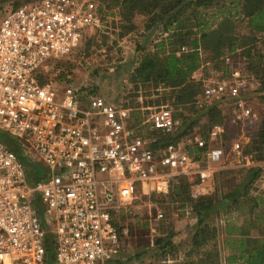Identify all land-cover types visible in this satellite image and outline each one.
<instances>
[{
    "label": "built area",
    "instance_id": "2783aa9c",
    "mask_svg": "<svg viewBox=\"0 0 264 264\" xmlns=\"http://www.w3.org/2000/svg\"><path fill=\"white\" fill-rule=\"evenodd\" d=\"M102 22L92 0L23 1L0 18V132L22 152L0 140V264H116L121 216L139 182L156 194L168 193L175 176L198 186L221 161L223 149L213 145L221 123L206 139L153 148L149 132L174 126L168 105L136 123L135 108L47 77L44 67L79 49ZM255 84L246 58L225 54L201 95L248 118ZM188 144L203 148L197 158ZM231 144L240 163H249L241 139Z\"/></svg>",
    "mask_w": 264,
    "mask_h": 264
},
{
    "label": "trees",
    "instance_id": "16d2710c",
    "mask_svg": "<svg viewBox=\"0 0 264 264\" xmlns=\"http://www.w3.org/2000/svg\"><path fill=\"white\" fill-rule=\"evenodd\" d=\"M97 1L104 5L101 10L103 20L106 13L112 14V11H118V16L123 20L121 27L124 32L133 29V17L135 14L142 13L147 16L145 21L147 28L160 29L161 27L162 32L166 34L158 44L160 48L145 53L131 73V79L136 83H149L156 91H159L158 86L168 90L162 96L158 95L155 104H166L171 108L174 126L167 132H149V135L155 138L151 144L153 148L180 142V139L191 133L194 122H190L183 112L177 110L179 108L188 109L191 114L198 115L199 118L206 117V132L200 134L204 139L213 124L221 123L223 115L219 101L211 102L210 100L207 103H199L198 107V97L202 93L203 81L202 78H196L194 73L199 68H203L207 61H213V68L221 69L222 57L225 54H231L235 59L238 55L246 58L247 70L254 76L257 83L249 98L260 99L264 108V35L262 37L255 35L258 32L264 33V0ZM20 3L15 2L12 8ZM208 9L216 10L213 22L208 16ZM242 22H245L249 33H242L238 29ZM182 47L185 49L182 50ZM55 79L62 82L65 76L60 74ZM168 92L171 105L166 103ZM122 105L128 106L125 102ZM137 122L139 121L136 120ZM228 138L223 133L219 140L213 142V145L226 151ZM0 140L13 149L14 141L9 142L1 136ZM185 149L195 158L203 151V148L192 144L185 145ZM262 151H264V116L251 144H246L243 148L245 154L253 152L260 154ZM261 155L258 158L263 160L264 154ZM25 162L30 164L27 160ZM262 172L261 166H250L241 182L226 193L215 191L196 197L190 195L188 188L191 183L186 177L172 178L169 195L177 196L182 201V205L187 203L196 217L191 247L196 252H202L197 262L193 261L189 264H205L204 262L210 258L212 260L215 258V264H219L221 258L220 249L217 247V229L208 222V217L218 216L222 209L232 211L243 201L248 200L252 201L249 206L250 214H253L256 209L259 211L255 214L256 216L250 215L251 218L247 222L242 220L237 232L235 229L227 230L224 241V249L227 253L223 259L226 264L237 262L264 264V191L249 196L251 191L258 188L257 183L263 177ZM181 193L184 198L180 197ZM122 229L120 227V231Z\"/></svg>",
    "mask_w": 264,
    "mask_h": 264
},
{
    "label": "rangeland",
    "instance_id": "374dc122",
    "mask_svg": "<svg viewBox=\"0 0 264 264\" xmlns=\"http://www.w3.org/2000/svg\"><path fill=\"white\" fill-rule=\"evenodd\" d=\"M18 1L31 0H0V18ZM92 1L97 5L99 11L103 10L104 5L97 0ZM207 12L213 22L216 10L208 9ZM146 19L145 14H135L132 19L133 29L124 32L121 27L123 20L118 16V11L114 10L112 14L106 13L101 27L95 32H90V37L88 36L82 42L79 49L68 56L52 60L44 67L43 71L51 79L60 74L64 75L65 79L62 82L78 88L85 96L98 95L115 103L125 102L128 106L135 108L133 116L140 122L147 118L153 108L158 106L155 104L158 95L162 96L168 91L162 89L161 86H158L157 90L159 91H156L149 83H136L131 79V73L142 56L160 48L158 44L166 35L162 32L161 27L160 29L158 27L147 28ZM238 29L242 33H249L245 22L240 23ZM255 35L262 37L264 33L258 32ZM213 66V61H207L203 68L200 66L201 68L194 73L195 77L202 78L203 83L215 78L222 68L215 69ZM255 85L257 86V84ZM166 96V103L171 105L170 93L168 92ZM198 98V107L199 103L210 102L202 95ZM218 103L223 115L221 124L225 135L229 137L227 149L223 151L213 177L198 186L190 181L191 185L188 191L193 197L211 194L215 191L226 193L241 182L248 167L259 165L263 168V177L257 183L258 188L249 193V196H254L264 191V159L258 158L264 154V151L260 154L257 152L247 153L249 163L243 165L237 154L231 150V142L233 139H241L243 147L246 144H251L264 116L263 103L260 99H252L254 116L248 118H238L233 114L229 105ZM146 107L151 108L148 110ZM177 110L183 112L190 122H194L191 133L180 139V144H186L193 135L206 132V117L199 118L198 115L191 114L188 109L184 108ZM179 122H181L180 119ZM0 136L9 142L14 141L12 136L6 135L4 132ZM12 148L22 157L18 145L15 144ZM36 165L39 168L44 167L40 162ZM26 168L30 169L27 164ZM138 186L140 191L137 193L136 199L121 216L120 225L123 229L116 264H189V262H197L201 258L202 251L196 252L191 247V236L196 228V217L190 206L187 203L182 205V201L175 195L154 193L145 182H139ZM180 197L184 198L183 193L180 194ZM258 202L260 203V200ZM250 204H252L250 200L243 201L232 211L222 209L218 216L210 215L208 217V222L217 229V247L220 249L221 258L219 264H226L223 258L227 253L224 249L227 230L235 229L237 232L242 220L247 222L259 211L256 209L253 214H250ZM160 213L161 216H159ZM204 263L215 264V258L213 260L210 258Z\"/></svg>",
    "mask_w": 264,
    "mask_h": 264
}]
</instances>
